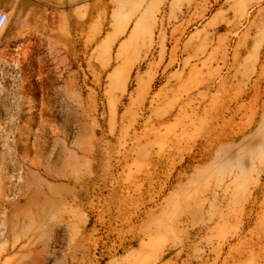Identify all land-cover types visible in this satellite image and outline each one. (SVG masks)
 Listing matches in <instances>:
<instances>
[{
	"label": "rangeland",
	"instance_id": "obj_1",
	"mask_svg": "<svg viewBox=\"0 0 264 264\" xmlns=\"http://www.w3.org/2000/svg\"><path fill=\"white\" fill-rule=\"evenodd\" d=\"M67 9L0 32V264H264V0Z\"/></svg>",
	"mask_w": 264,
	"mask_h": 264
},
{
	"label": "crops",
	"instance_id": "obj_2",
	"mask_svg": "<svg viewBox=\"0 0 264 264\" xmlns=\"http://www.w3.org/2000/svg\"><path fill=\"white\" fill-rule=\"evenodd\" d=\"M92 1L93 0H0V13H6L9 17L4 29V34L5 39L9 41L7 44L13 47L11 48V53L15 52L17 49L23 52L25 47L28 48L30 40H37L35 45H39L38 43L42 41L43 44L49 46H59L62 35L67 37L66 35L71 36L72 34L68 29L70 20H68L67 24L65 20L61 21V19H57L55 15L51 16L48 13L50 12L53 15L55 10L56 12L60 11L62 3L68 5L67 10L69 13L72 8L75 11L76 8L81 7L83 11L86 12L87 6H92ZM45 8L47 16L44 14L41 22L36 21L37 30H29L31 23L30 9H33V13H36L35 15L38 16ZM44 27L48 29L45 30ZM49 27H51V29ZM13 28L15 29L13 30ZM7 47L9 46H6L5 49H7ZM196 53V51L192 50L189 51L188 55L193 56Z\"/></svg>",
	"mask_w": 264,
	"mask_h": 264
},
{
	"label": "built area",
	"instance_id": "obj_3",
	"mask_svg": "<svg viewBox=\"0 0 264 264\" xmlns=\"http://www.w3.org/2000/svg\"><path fill=\"white\" fill-rule=\"evenodd\" d=\"M8 15L6 13H0V32H2L8 22Z\"/></svg>",
	"mask_w": 264,
	"mask_h": 264
}]
</instances>
